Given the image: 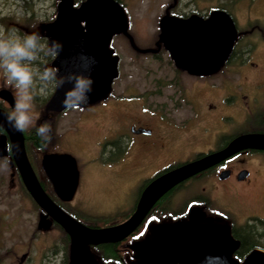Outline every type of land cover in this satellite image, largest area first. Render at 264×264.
<instances>
[{"label":"flooded vegetation","instance_id":"af4514ba","mask_svg":"<svg viewBox=\"0 0 264 264\" xmlns=\"http://www.w3.org/2000/svg\"><path fill=\"white\" fill-rule=\"evenodd\" d=\"M116 1L121 5L127 23L126 31L113 34L109 42L112 54L117 57L116 77L103 98L87 105L66 106L59 111L47 109L57 87V68L53 66L57 53L49 47L41 25L52 20L55 0L51 18L41 23L36 31L15 33L17 39L26 35L25 44L28 36L36 41L41 34L45 39L48 57L34 59V69L29 78L33 81L32 85L18 74L21 67L28 68L30 65L27 56L24 61L6 58L5 49L0 44V163L7 164L9 177L18 179L21 188L29 196L12 155V145L20 137L28 164L43 192L66 215L88 228L102 227H96V223L74 210L78 201L73 199L81 179L74 156L70 155L75 162L77 183L68 200L60 196L63 194L61 191H55L56 187L42 168L45 155H69L65 152L66 143H70L77 134L81 137L79 144L85 148V154L91 162L105 164L103 167L110 166L109 170L126 165L123 172L129 173L131 177L123 188L129 192L131 189L138 190L128 217L133 213L143 190L167 172L219 152L239 136H264V75H233L234 71H252L254 67L257 68V63L248 58L251 50L264 49V0H238L241 3L239 21L225 8H212L206 12L171 11V7L182 0H170L155 15L154 20H149L150 13L147 15V12L152 8L147 9L145 6L140 11L137 3L142 0H137L135 7L130 10V13H134L133 23L130 22L127 5L121 0ZM185 1H194L196 5V0ZM224 1L228 2V6L231 5L232 0ZM137 9L140 14L136 13ZM213 10L225 12L236 33L228 58L213 73L204 75L189 73L174 65L161 41V19L169 16L185 19L191 15L204 19ZM142 20L143 27L138 25ZM240 21L241 29L237 24ZM251 34L256 37L253 38ZM1 38L7 40L6 36ZM123 40L133 52L131 59L140 60L138 63L145 65L146 73L142 78L136 77L129 81L131 90L127 94L115 90L121 73V59L116 52L115 42L121 43ZM25 51L37 54L36 44L30 43ZM133 64H136L135 61ZM157 66L161 68L159 73ZM46 86L49 93L38 101L36 97L39 90ZM203 92L209 93L207 100L200 98ZM104 118L113 122L103 127ZM59 125L63 127L59 129ZM86 127L99 131L88 146H85ZM199 129L207 134V141L211 137L210 132L214 131L211 147L198 149ZM178 147L183 148L184 152L179 151ZM136 150L141 153L137 167L134 164ZM256 185L261 191V200L254 208L239 212L229 203L240 192H248ZM29 198L39 212L37 229L56 227L62 232L61 243L53 247L50 256H44L45 261L41 264H68V235ZM223 199L229 204L222 203ZM127 218L105 227L120 224ZM198 218L199 224L211 221V224L227 229L228 236L235 243L231 257L236 262H242L253 250L264 251V150L243 149L176 184L154 202L129 236L120 242L108 243L113 245L110 256L99 249L104 244H97L86 246L87 257L94 264H132V260L143 264L150 252L149 244L158 239L152 231L153 227L176 226L189 223L190 220L196 223ZM40 223L42 226L38 227ZM246 239L257 245L238 261L233 253L240 242ZM129 241L130 245L126 248L128 243H124ZM63 242H66V246ZM122 245L125 247L121 249ZM140 245L147 247L142 248ZM124 253H127V257H122ZM23 255L24 258L20 259ZM20 258L17 264L29 261L27 254H22Z\"/></svg>","mask_w":264,"mask_h":264},{"label":"water","instance_id":"95a60500","mask_svg":"<svg viewBox=\"0 0 264 264\" xmlns=\"http://www.w3.org/2000/svg\"><path fill=\"white\" fill-rule=\"evenodd\" d=\"M41 26L49 47L57 53L53 65L57 68V87L47 109L59 111L103 98L116 77L117 57L109 42L113 34L125 32L127 26L121 5L116 0H81L76 5L72 0H55L52 20ZM235 37L229 16L221 10L211 11L204 19L196 15L161 19V41L172 62L197 75L213 73L228 58ZM243 149L264 150V136H239L225 149L167 172L143 190L125 221L103 228L81 225L49 200L32 173L20 137L12 145V155L29 196L68 235V264H94L87 257V245L122 241L170 188ZM42 168L55 191H61L64 200L70 199L77 183L73 158L67 154L45 155ZM199 221L200 218L196 223L190 220L176 226L153 227L158 239L149 244L150 252L143 264H264L261 250H253L242 262H236L231 257L235 243L227 229L211 221ZM41 226L40 223L38 227Z\"/></svg>","mask_w":264,"mask_h":264},{"label":"rangeland","instance_id":"374dc122","mask_svg":"<svg viewBox=\"0 0 264 264\" xmlns=\"http://www.w3.org/2000/svg\"><path fill=\"white\" fill-rule=\"evenodd\" d=\"M80 1L73 0L75 4ZM121 2L127 5L130 22L133 23L134 13H130V10L135 7L137 0H121ZM168 3H170V0H142L137 5L140 11L145 6H147V9L152 8L147 12V15L150 13L148 19L154 20L155 15L162 8H165L164 5H168ZM227 4L228 2L224 0H196L195 5L194 1L191 3L190 1L182 0L171 7V11L186 12L188 10H198L199 12H206L212 8H225L229 9L236 16V20L239 21L240 1L234 0L233 2L232 0L231 5L228 6ZM138 9L136 13L140 14ZM53 10L54 0H0V44L5 49L4 56L12 60L17 59L22 61L27 56L30 65L28 68L21 67L18 74L22 75L24 80H28L27 83L29 85L33 84L32 79L30 80L29 78L32 74V69H34L32 68L34 59L41 60L48 57L45 50V39L39 34L38 39L32 41L30 36H28V42L25 44L23 41L26 39V35L23 34L22 37L20 36L17 39L15 33L17 31H36L41 23L51 18ZM140 24L143 27V20L138 25L140 26ZM237 24L241 29V21ZM4 36L7 37V40L1 38ZM251 36L253 38L256 37L255 34H251ZM30 43L36 44L37 54L32 55L30 51H25L26 48L30 47ZM115 45L116 52L120 55L121 59V73L115 85V90L127 94V91L130 89L129 81L136 77L142 78L146 74L145 65H142L141 62L138 63L140 60L131 59L133 52L128 49L124 40L121 43L115 42ZM248 60L257 63V68L254 67L252 71H234L233 75L239 73L264 75V49L251 50ZM134 61L136 64H133ZM152 67H155V65H152ZM157 68L159 73V69L161 68L159 66ZM33 90L36 94V90ZM47 93L49 91L46 86L39 90L36 99L40 101L41 97L47 96ZM200 98L207 100L209 93L203 92ZM112 122L104 118L102 121L103 127ZM81 124L82 122L78 125L79 130ZM62 127L63 125H59V129ZM84 131L87 139L85 146H88L89 143L91 144L90 141L98 135L99 131L95 132V130H90L89 127L84 128ZM213 132H210L211 137ZM206 135L202 129H199V141L197 143L199 150L211 147L210 140L212 138L210 137L207 141ZM80 141L81 137L77 134L70 143H66L65 147V152L74 156L81 178L73 199V201H78L74 210L83 216V218L85 217L92 220V223H96V227L103 228L109 224L118 223L123 218L128 217L138 190L131 189L129 192L123 188L131 177L129 173L123 172L126 165L119 169L109 170L110 166L103 167L105 164L91 162L85 154V148H81ZM178 150L184 152V149L181 147H178ZM136 152L137 158H134L136 160L134 164L137 167L139 166V161H141V153L138 150ZM165 155L171 156L170 153H166ZM9 173L7 164L0 163V264H17L22 254H27L29 257V261L26 264H41L42 261H45L44 256H50V253H53V247L61 243L63 239L62 232L56 227L37 229V215L39 212L24 189L21 188L20 181L16 178H10ZM260 193L261 191L258 189V185H256L248 192H240L229 203L234 205L239 212H245L251 209V207L254 208V205H257V202L261 200ZM224 200L222 203L229 204L224 202ZM124 244H127L126 248H128L130 241ZM125 245H122L121 249ZM131 253L133 254V252ZM122 257H127V253H124ZM132 264L138 263L132 260Z\"/></svg>","mask_w":264,"mask_h":264},{"label":"trees","instance_id":"16d2710c","mask_svg":"<svg viewBox=\"0 0 264 264\" xmlns=\"http://www.w3.org/2000/svg\"><path fill=\"white\" fill-rule=\"evenodd\" d=\"M63 245L66 246V242H63ZM256 245L257 244H254L253 242H248L247 239L242 240L237 250L234 251L233 257L237 259L238 261H241L250 252V250L254 248ZM99 249L102 251L103 254L109 255L113 252V245L104 244V245L99 246Z\"/></svg>","mask_w":264,"mask_h":264}]
</instances>
